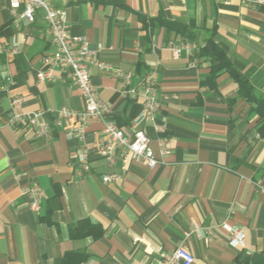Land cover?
I'll return each mask as SVG.
<instances>
[{
	"label": "crops",
	"instance_id": "0c3cea01",
	"mask_svg": "<svg viewBox=\"0 0 264 264\" xmlns=\"http://www.w3.org/2000/svg\"><path fill=\"white\" fill-rule=\"evenodd\" d=\"M58 5V4H56ZM0 0V264H61L67 252L87 255L83 264H158L163 253L186 248L193 264H252L264 254V109L238 93L223 72L209 81L210 63L199 55L207 32L231 65L264 99V3L254 0H71L68 31L84 36L98 59L129 75L123 94L113 72L91 68V82L110 119L134 127L143 109L140 84L150 78L160 107L139 126L158 156L154 169L130 162L122 169L97 154L103 136L90 120L84 140H67L80 111L79 90L68 72L55 83H38L41 58L52 52L50 34L39 16L18 18ZM165 23L183 25L168 30ZM190 33L193 39L182 32ZM193 43L192 56L174 57L168 43ZM15 99L19 104L12 106ZM14 113L42 112L49 134L37 138L24 125L10 127ZM261 130H264L263 128ZM88 171H80V155ZM120 178L103 183L102 177ZM37 186L44 197L31 211L23 189ZM87 220L103 236L72 238L70 228ZM223 225L243 232L244 244L231 247ZM188 235L185 237V235Z\"/></svg>",
	"mask_w": 264,
	"mask_h": 264
},
{
	"label": "built area",
	"instance_id": "2783aa9c",
	"mask_svg": "<svg viewBox=\"0 0 264 264\" xmlns=\"http://www.w3.org/2000/svg\"><path fill=\"white\" fill-rule=\"evenodd\" d=\"M9 2L11 13L22 7L18 18L25 19L28 23L34 24L41 16L50 34L52 52L41 58L42 68L37 71L38 83H55L62 78L64 72L69 73L70 81L80 93L82 107L80 111H69L61 109L60 113L64 119L75 118V124L66 134L67 140H74L82 143L85 129L90 120L99 121L103 126L102 139L97 144L98 156L108 166L119 161L122 169L130 162H142L147 168L154 169L164 164V158L169 154V146L166 142L158 143V156L152 148L150 138L139 128L145 121L153 120L159 110V103L156 100L153 82L147 78L139 88L142 90L143 109L134 121V127L123 129L117 127L110 119L109 110L97 97V91L91 82V68L103 72H113L118 78L123 94L129 98L137 95V88L127 89L129 75L119 69L101 62L96 51L89 48L86 37L72 36L68 31L66 21V7L71 0H6ZM262 4L264 0H254ZM58 4V5H56ZM168 48L174 57H178L183 51L192 56L197 49L193 43L175 44L168 43ZM19 104L15 99L12 106ZM10 127L24 125L33 130L35 137L44 138L49 134V125L43 117L42 112L14 113L7 121ZM80 171L87 172L88 165L83 154L80 155ZM120 178L116 173H108L102 177L103 183H110ZM258 190L264 193V185H258ZM21 195L28 200V207L31 211L39 213L43 200V193L37 186H31L21 191ZM227 233V241L231 247H241L244 244L243 232L228 225L222 226ZM188 235L186 234L185 237ZM193 255L184 247H177L170 253H163L158 264H193Z\"/></svg>",
	"mask_w": 264,
	"mask_h": 264
},
{
	"label": "trees",
	"instance_id": "16d2710c",
	"mask_svg": "<svg viewBox=\"0 0 264 264\" xmlns=\"http://www.w3.org/2000/svg\"><path fill=\"white\" fill-rule=\"evenodd\" d=\"M161 24L165 25L168 30L176 29V31L184 30L183 25H177L173 23H165L162 19H156ZM185 37L193 39V35L190 33L182 32ZM215 28L207 32V38L203 43V47L199 51L201 57H205L210 63L209 81L214 82L216 77L226 72L236 82L238 86V93L240 96L246 98L249 101L257 103V107L264 109V99L257 98L252 90V87L246 76L241 75L232 65L227 58L224 51L215 43ZM264 129V122L261 125V129ZM260 129V134H264V130ZM70 235L72 238H85L92 237L93 239H99L103 236L102 227L98 224H92L90 221L83 220L78 222L74 227L70 228ZM87 260V255L82 252H67L61 258V264H83ZM252 264H264V254L262 257Z\"/></svg>",
	"mask_w": 264,
	"mask_h": 264
}]
</instances>
